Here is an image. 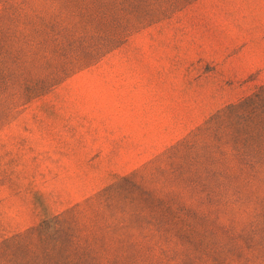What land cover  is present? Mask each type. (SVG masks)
<instances>
[{
	"label": "rangeland",
	"instance_id": "obj_1",
	"mask_svg": "<svg viewBox=\"0 0 264 264\" xmlns=\"http://www.w3.org/2000/svg\"><path fill=\"white\" fill-rule=\"evenodd\" d=\"M0 264H264V0H0Z\"/></svg>",
	"mask_w": 264,
	"mask_h": 264
}]
</instances>
